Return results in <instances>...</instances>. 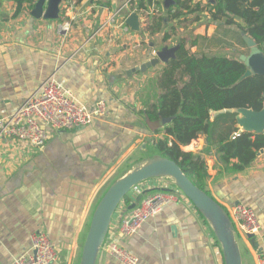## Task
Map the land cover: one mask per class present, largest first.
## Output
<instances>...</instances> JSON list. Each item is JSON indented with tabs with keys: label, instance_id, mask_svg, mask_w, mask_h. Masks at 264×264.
I'll return each instance as SVG.
<instances>
[{
	"label": "crops",
	"instance_id": "1",
	"mask_svg": "<svg viewBox=\"0 0 264 264\" xmlns=\"http://www.w3.org/2000/svg\"><path fill=\"white\" fill-rule=\"evenodd\" d=\"M33 1L14 15L17 4L0 0V118L15 113L49 78L88 108L105 101L109 113L85 127L51 131L39 151L13 139L0 140V264H10L28 251L30 235L36 231L45 233L55 246L54 264H79L107 179L136 161L137 155L158 154L147 142L156 135L147 131L140 112L156 101V80L165 64L129 72L180 42L198 56L239 59L249 49L238 43L241 35L236 28L219 26L206 14L196 22L194 16L179 25L168 22L167 10L176 0L168 8L160 7L163 28L153 34L145 29L153 17L146 19L141 13L139 31L122 32L121 24L134 13L127 0H62L57 20L34 18L37 0ZM210 1L197 0L202 6ZM112 16L114 23L109 22ZM65 18L69 32L61 37L58 26ZM234 127L238 131L236 123ZM205 148V137L200 136L182 150L203 156L207 172L203 187L227 212L240 203L255 213L259 233L252 238L236 235L242 263L257 264L264 251V149L248 168L233 172L223 169L214 151ZM153 190L178 189L167 178L135 187L128 195L129 205L121 203L113 215L105 241H116L137 264H224L210 225L184 197L162 208L133 236L119 235L129 206ZM96 264L119 263L103 249Z\"/></svg>",
	"mask_w": 264,
	"mask_h": 264
},
{
	"label": "trees",
	"instance_id": "2",
	"mask_svg": "<svg viewBox=\"0 0 264 264\" xmlns=\"http://www.w3.org/2000/svg\"><path fill=\"white\" fill-rule=\"evenodd\" d=\"M9 1L17 4L14 15L23 5L31 6L34 2ZM151 1L136 0L128 8L141 13ZM202 14L219 26L236 28L241 36L251 38L264 54V0H211L204 6L197 0H176L167 10L166 20L179 25L190 16H194V22L199 21ZM163 22L162 16H155L145 29L153 34L162 30ZM172 32L174 28L164 35V41ZM241 36L236 40L246 48ZM177 45L175 57L165 64L156 80L159 92L156 101L147 104L140 114L147 131L156 135L151 139L153 149L175 162L195 186L206 192L203 156L183 151L182 147L204 136L205 151L213 150L223 169L240 172L248 168L257 153L264 149V132H242L232 138L237 134L235 111L258 112L264 108V78L255 74L243 78L247 68L236 57L198 56L183 42ZM223 110L233 112L218 113ZM122 203L129 205V197Z\"/></svg>",
	"mask_w": 264,
	"mask_h": 264
},
{
	"label": "built area",
	"instance_id": "3",
	"mask_svg": "<svg viewBox=\"0 0 264 264\" xmlns=\"http://www.w3.org/2000/svg\"><path fill=\"white\" fill-rule=\"evenodd\" d=\"M136 0H127V5ZM164 0H152L147 9L141 11L144 18H152L160 14ZM134 13L137 10L133 8ZM114 23V16L109 19ZM69 21L63 19L58 26L57 34L64 37L69 32ZM105 26V24L103 25ZM102 26V27H103ZM122 32L129 33L125 23L121 24ZM109 113L105 101H97L92 108L76 102L68 92L53 79L45 80L37 93L25 100L19 109L10 116L0 118V140L13 139L26 143L35 150H41L50 138L51 131L71 130L90 125L94 120L101 119ZM237 134H233V137ZM184 196L177 190H153L143 196L122 218L118 233L121 237H131L138 232L143 224L155 217L166 205L177 202ZM185 198V197H184ZM228 215L234 225L235 232L242 236H254L259 233V223L251 208L240 203L232 205ZM237 230V231H236ZM104 249L119 264H137V259L116 241L104 242ZM58 255L55 246L48 236L40 231L30 235V247L10 264H54ZM257 264H264V251L259 253Z\"/></svg>",
	"mask_w": 264,
	"mask_h": 264
},
{
	"label": "water",
	"instance_id": "4",
	"mask_svg": "<svg viewBox=\"0 0 264 264\" xmlns=\"http://www.w3.org/2000/svg\"><path fill=\"white\" fill-rule=\"evenodd\" d=\"M62 0H37L31 15L44 20H57L60 14V3ZM174 3L172 0H164L165 7ZM46 4V8L44 6ZM125 25L132 32L139 31L137 13H131L125 20ZM242 39L249 49L248 55H241L239 60L244 63L247 70L243 78L251 74L264 78V54L257 48L256 43L246 35ZM178 45L164 47L154 54V58L144 61L132 72H144L146 69L156 67L160 63L167 64L175 57ZM233 110H223L218 113ZM235 121L238 126L237 135L242 132L261 134L264 132V108L258 112L246 109L235 111ZM147 142H151L148 139ZM170 179L178 191L188 200L199 214L210 225L213 235L219 243L222 251L224 264H243L242 254L234 225L227 211L218 204L209 194L195 186L182 172L179 166L172 160L160 154L153 155L141 161L139 164L116 179L105 190L91 215V220L85 237L81 259L79 264H96L97 257L103 243L106 240L108 230L113 218L125 197L138 185L154 179ZM135 204L129 206V210ZM250 235L248 238H252Z\"/></svg>",
	"mask_w": 264,
	"mask_h": 264
},
{
	"label": "rangeland",
	"instance_id": "5",
	"mask_svg": "<svg viewBox=\"0 0 264 264\" xmlns=\"http://www.w3.org/2000/svg\"><path fill=\"white\" fill-rule=\"evenodd\" d=\"M152 153L153 152H150V153L148 152L147 154H144L143 156L142 155H139V156L137 155L136 161L133 159L132 161H130V163L128 165H126L125 167H123V169L119 173H115V174H113L112 176H110L107 179V182L105 184L104 190H106L109 187L110 184H112L116 179H118L119 177H121L124 173H126L127 171H129L136 164H139L141 161H143V159H147L148 157H151L153 155H156V154H152ZM127 166H128V168H126Z\"/></svg>",
	"mask_w": 264,
	"mask_h": 264
}]
</instances>
